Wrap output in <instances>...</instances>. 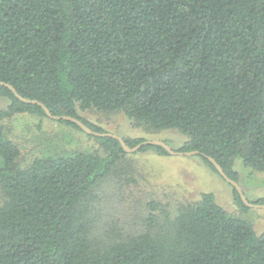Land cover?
<instances>
[{
    "label": "trees",
    "instance_id": "1",
    "mask_svg": "<svg viewBox=\"0 0 264 264\" xmlns=\"http://www.w3.org/2000/svg\"><path fill=\"white\" fill-rule=\"evenodd\" d=\"M0 82V264H264V231L211 192L173 211L151 203L147 229L98 237L87 200L125 153L121 142L89 134L104 153L24 162L4 125L15 114L47 116L41 103L106 133L78 110L121 112L145 129L178 131V150L198 151L218 173L213 158L236 182L237 160L264 172V0H0ZM233 199L248 208L234 188Z\"/></svg>",
    "mask_w": 264,
    "mask_h": 264
},
{
    "label": "rangeland",
    "instance_id": "2",
    "mask_svg": "<svg viewBox=\"0 0 264 264\" xmlns=\"http://www.w3.org/2000/svg\"><path fill=\"white\" fill-rule=\"evenodd\" d=\"M7 104L8 99L0 96V109ZM78 113L103 131L121 138L160 140L177 151L186 140L174 129H145L121 112L78 110ZM4 125L18 144L24 162L44 152L70 154L97 150L104 153L94 136L48 116L15 114L6 119ZM233 167L247 200L263 198L264 172L253 170L240 160L235 161ZM93 191L96 198L87 200V216L98 237L123 238L147 229L151 203L159 202L173 211L180 204L198 201L202 192H211L227 212L251 222L257 234L264 231V208L240 209L233 199V187L196 155H161L152 149L125 151ZM4 200L0 188V205Z\"/></svg>",
    "mask_w": 264,
    "mask_h": 264
},
{
    "label": "water",
    "instance_id": "3",
    "mask_svg": "<svg viewBox=\"0 0 264 264\" xmlns=\"http://www.w3.org/2000/svg\"><path fill=\"white\" fill-rule=\"evenodd\" d=\"M0 84H2V82H0ZM8 85V84H7ZM10 89H12L15 92V89L8 85ZM16 96L20 99H23L22 97H20L19 95L16 94ZM30 102H36L35 100H31ZM43 109L46 112V115L49 118L52 119H56V120H69L72 122H75L85 133L87 134H93V135H100V136H113L115 138H117L120 142L121 145L123 147V149L127 152H131L134 151L136 149H139L141 147V145H161L165 148V150L169 153V154H179V155H198V151H177L172 149L170 146H168L166 143H164L163 141L160 140H146L141 142L140 144L134 146V147H128L124 140L116 135V134H112V133H99V132H95L92 131L87 125H85L83 122H81L79 119L69 116V115H53L43 104L39 103ZM210 162L214 165L216 171L218 172V174L225 180L227 181L229 184H231V186L237 190V192L239 193L240 197L242 198V200L245 202V204H247V206H252V207H260V208H264V204H255V203H251L247 200L245 194L243 193V191L241 190L240 186L238 185V182H236L235 180L229 178L227 176V174L224 172V170L222 169V167L211 157H208Z\"/></svg>",
    "mask_w": 264,
    "mask_h": 264
}]
</instances>
